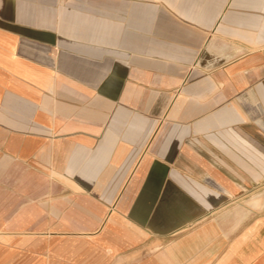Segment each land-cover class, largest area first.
Instances as JSON below:
<instances>
[{"label":"crops","instance_id":"1","mask_svg":"<svg viewBox=\"0 0 264 264\" xmlns=\"http://www.w3.org/2000/svg\"><path fill=\"white\" fill-rule=\"evenodd\" d=\"M0 264H264V0H0Z\"/></svg>","mask_w":264,"mask_h":264}]
</instances>
